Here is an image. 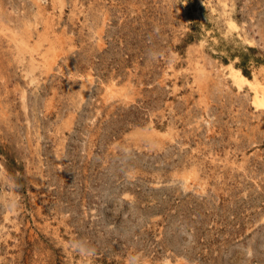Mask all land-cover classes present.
<instances>
[{
	"label": "rangeland",
	"instance_id": "rangeland-1",
	"mask_svg": "<svg viewBox=\"0 0 264 264\" xmlns=\"http://www.w3.org/2000/svg\"><path fill=\"white\" fill-rule=\"evenodd\" d=\"M229 66L264 85V0H0V264H264Z\"/></svg>",
	"mask_w": 264,
	"mask_h": 264
},
{
	"label": "bare ground",
	"instance_id": "bare-ground-1",
	"mask_svg": "<svg viewBox=\"0 0 264 264\" xmlns=\"http://www.w3.org/2000/svg\"><path fill=\"white\" fill-rule=\"evenodd\" d=\"M41 69V68H40ZM228 77L232 84L240 89L243 85H248L253 89L254 96L252 104L257 108L264 110V85L256 79L249 80L240 70L234 69L232 66L228 67Z\"/></svg>",
	"mask_w": 264,
	"mask_h": 264
}]
</instances>
